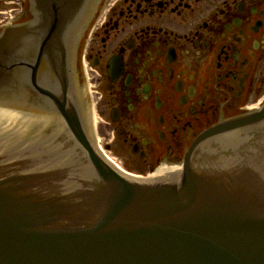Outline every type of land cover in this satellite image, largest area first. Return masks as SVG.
<instances>
[{"label":"water","instance_id":"water-1","mask_svg":"<svg viewBox=\"0 0 264 264\" xmlns=\"http://www.w3.org/2000/svg\"><path fill=\"white\" fill-rule=\"evenodd\" d=\"M98 1L30 0L32 19L0 32V98L44 100L65 127L0 155V264H264V104L202 133L177 172L118 171L69 86ZM12 108L0 114L30 115ZM249 127L234 143L194 150L214 132Z\"/></svg>","mask_w":264,"mask_h":264},{"label":"flooded vegetation","instance_id":"flooded-vegetation-1","mask_svg":"<svg viewBox=\"0 0 264 264\" xmlns=\"http://www.w3.org/2000/svg\"><path fill=\"white\" fill-rule=\"evenodd\" d=\"M30 17L29 0H0V31ZM70 69L92 139L141 176L179 165L201 133L264 103V0H100ZM19 102L32 113L0 114V150L18 133L65 130L44 100ZM12 107L18 99H0V110Z\"/></svg>","mask_w":264,"mask_h":264},{"label":"bare ground","instance_id":"bare-ground-1","mask_svg":"<svg viewBox=\"0 0 264 264\" xmlns=\"http://www.w3.org/2000/svg\"><path fill=\"white\" fill-rule=\"evenodd\" d=\"M173 167L174 166L163 165V166L157 168L154 173H159V172L167 171V170L173 169Z\"/></svg>","mask_w":264,"mask_h":264},{"label":"rangeland","instance_id":"rangeland-1","mask_svg":"<svg viewBox=\"0 0 264 264\" xmlns=\"http://www.w3.org/2000/svg\"><path fill=\"white\" fill-rule=\"evenodd\" d=\"M115 155H116V157H118V158H120L121 160H122V157H121V155L120 154H118V153H114ZM123 161V160H122ZM130 168H133V167H131V166H129Z\"/></svg>","mask_w":264,"mask_h":264}]
</instances>
